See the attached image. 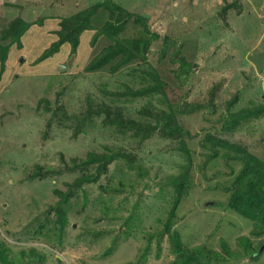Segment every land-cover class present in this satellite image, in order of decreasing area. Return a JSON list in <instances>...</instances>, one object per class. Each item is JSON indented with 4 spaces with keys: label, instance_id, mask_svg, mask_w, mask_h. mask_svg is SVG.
Here are the masks:
<instances>
[{
    "label": "rangeland",
    "instance_id": "obj_1",
    "mask_svg": "<svg viewBox=\"0 0 264 264\" xmlns=\"http://www.w3.org/2000/svg\"><path fill=\"white\" fill-rule=\"evenodd\" d=\"M98 1L0 0V31L17 18L44 19L12 49L0 78V241L9 257L15 264H171L177 254L163 229L179 192L174 181L188 173L191 188L173 230L203 250L196 264H264V224L226 204L243 167L236 154L264 176V0H114L144 14L159 34L146 61L88 69L111 43L105 35L93 43L95 28L81 32L75 52L65 43L39 60L60 38L62 19ZM107 18L101 9L92 21L99 27ZM132 21L127 36L149 37ZM144 69L170 86L166 99L129 93L152 82ZM169 100L179 107L181 135L157 117L171 113ZM104 106L116 123L95 113ZM208 133L217 158L204 149ZM90 158L102 162L84 166ZM87 174L96 178L75 186ZM57 190H71L62 242ZM32 247L43 257L30 255Z\"/></svg>",
    "mask_w": 264,
    "mask_h": 264
},
{
    "label": "trees",
    "instance_id": "obj_2",
    "mask_svg": "<svg viewBox=\"0 0 264 264\" xmlns=\"http://www.w3.org/2000/svg\"><path fill=\"white\" fill-rule=\"evenodd\" d=\"M106 10L108 12V18L106 21L98 26L93 24V17L98 14L100 10ZM131 20L132 23L141 24L146 31L147 36H127L125 30L127 29V24ZM44 21L43 18H38L35 21H28L23 18H17L10 22L8 26L3 28L0 31V62H1V75L3 74L6 68V62L10 56V52L15 46L16 48L23 47V39L27 31L33 25V23L42 24ZM61 26L58 30V34L60 38L39 58V60L45 59L55 52H58L62 45L68 43L71 45L72 51H76L78 45L80 43V35L86 29L95 28L96 32L92 37L93 43L97 41V39L101 35L107 36L111 43L105 46L100 52H98L88 63L87 68L90 70H98L114 60H117L113 66V70H117L125 64L130 63L133 60H137L140 58L144 61L148 58V52L151 50L152 44L158 40L159 34L151 30L150 24L148 22V18L145 17L144 14H140L137 12H132L127 10L121 4L115 2L114 0H101L96 2L95 4L88 6L70 16L64 17L61 21ZM98 27V28H96ZM180 61V67L182 69H189L190 63L183 58H178ZM147 74L152 77V82H148L149 84L142 87L139 91L141 92L139 95H136L137 92L131 90L129 93L135 94V96H145L144 94H163L165 99L168 93V87H170L166 82H164L158 72L155 69H144ZM90 100V106H94L95 103ZM169 105V113L166 115L168 111H161L157 115V117L162 120H166L167 124L165 129L168 130L169 134L177 132L179 135L185 132L184 127L177 122L176 114L173 112L175 109H179V107L174 109L173 100L168 101ZM102 106V105H101ZM100 111H105L106 120L109 123H116V118L112 117V112L109 107H103L95 110V113ZM258 111V110H257ZM117 122L124 127V121L122 119H118ZM175 122V124H172ZM227 125H233L235 122V118L231 115L226 118ZM135 123L125 126V130H128ZM172 124V125H170ZM151 128L150 125H145L144 129ZM210 133L207 134L204 141V149H208L210 151V156L212 158H217L220 156L218 144L216 146L211 145L212 140L210 138ZM219 141V140H218ZM111 156H107L110 158ZM235 158L243 162V167L240 172V177L236 178L232 182L230 186H227L228 190H232V193L229 196L227 201V207L230 209H235L238 213L255 220L256 222L264 224V176L258 173L255 169L256 165L254 164V160L250 159L243 154H236ZM108 160V159H106ZM95 162H102L95 160L93 158L83 160L84 166H89ZM101 171H99L100 173ZM96 178L93 174L83 175L78 178L75 186L80 187L84 181H90ZM174 183L178 189V196H176L175 203L173 204L170 215L165 222V226L163 229V233H168L172 239V247L173 252L176 255L174 261L171 264H196V262H200V256L203 253V250L200 248H192L190 249L179 233L176 230H173L174 220L177 215V208L179 205V201H181L182 196L191 188V182L188 177V173L185 177H181L175 179ZM61 195V199L55 206L57 212V222L59 227L55 232L56 237L59 239V242H62V237L64 235V231L69 223L68 219V211H69V193H59ZM262 194L261 196L258 194ZM67 204V205H66ZM66 205V206H65ZM43 226L38 230V233L43 229ZM264 226H262L263 228ZM11 250L3 246V242L0 241V264H15L14 260L9 257V252ZM30 255H35L37 257H43L41 254L36 253V248H29ZM26 254L25 251L22 253ZM60 261L61 259L58 258ZM30 263V262H28Z\"/></svg>",
    "mask_w": 264,
    "mask_h": 264
},
{
    "label": "water",
    "instance_id": "obj_3",
    "mask_svg": "<svg viewBox=\"0 0 264 264\" xmlns=\"http://www.w3.org/2000/svg\"><path fill=\"white\" fill-rule=\"evenodd\" d=\"M63 68H64V66H63ZM262 250H264V244H263V246L261 247V250H260V251H262Z\"/></svg>",
    "mask_w": 264,
    "mask_h": 264
}]
</instances>
